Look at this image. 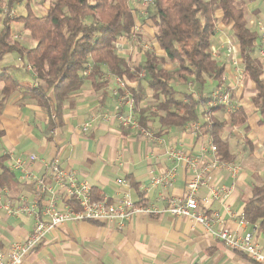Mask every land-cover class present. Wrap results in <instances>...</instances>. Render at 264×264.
Masks as SVG:
<instances>
[{
    "label": "crops",
    "instance_id": "0c3cea01",
    "mask_svg": "<svg viewBox=\"0 0 264 264\" xmlns=\"http://www.w3.org/2000/svg\"><path fill=\"white\" fill-rule=\"evenodd\" d=\"M243 1L248 3V9L249 4L255 5V17L250 23L258 30V23L264 22V0ZM131 3H139L138 12L134 10L135 34L120 39L119 44L120 52L129 57L133 66H138L146 50H153L158 56L165 54L155 42V26L147 19L148 12L141 1L130 0ZM258 7L261 12L257 11ZM222 17L223 13L218 12L220 22L211 55L225 67L222 85L231 91L233 108H242L248 120L242 127L228 125L226 128L224 138L229 141L235 160L223 163L217 155L222 164L217 169L205 170L210 164L204 158V151L213 142L201 131L194 132L193 124L165 128L155 118L149 129L141 127L144 132L121 125L117 117L129 112L125 98L130 93L128 88L124 90L120 86L119 78L108 76L107 85L100 91H95L90 81H86L82 90L71 97L73 107H65L61 125L57 121L50 125L47 112L35 102L22 100L21 94L7 103L0 119V153L8 155L7 165L30 155H37L45 162L59 159L65 169L74 171L79 181L92 185L102 197L114 201L129 194L135 203L143 201V206L162 211L161 214H136L117 226L84 221L60 225L23 264H257L227 247L204 225L166 212L169 200L184 198L187 184L194 176L185 163L171 158L172 153L183 151L199 157V170H205V184L199 188L198 198L207 200L212 188L222 192L221 199L202 203L207 214L221 216L214 230L226 227L240 234L251 231V227H244L240 222L253 189L264 184V125L258 124L260 114L253 102L255 83L245 79L240 46L232 36V25L221 23ZM230 43L236 48L234 54L229 52ZM10 61L4 64L11 67L23 87L36 85L33 79H20L18 64ZM129 86L136 84L129 82ZM196 86L197 94L188 91L187 86H176L177 99L187 101L186 95L190 94L200 97V87ZM207 86L206 92L211 93L216 84ZM3 87L0 83V91ZM201 110L198 108V112ZM222 117L229 121L228 113ZM86 125H89L87 130ZM173 168L177 172L173 187L166 192L163 187L154 188L153 178ZM29 170L33 177L49 176V170L40 161L30 163ZM16 173L19 178L21 173ZM120 179H125L128 185H119ZM20 182L22 193L17 196L12 193L11 198L16 206L23 200L33 202L35 195L33 180ZM44 206L40 204V210ZM34 225L33 217L9 216L0 208V249L7 251L14 241L26 239ZM255 237L264 246V238L257 231Z\"/></svg>",
    "mask_w": 264,
    "mask_h": 264
},
{
    "label": "trees",
    "instance_id": "16d2710c",
    "mask_svg": "<svg viewBox=\"0 0 264 264\" xmlns=\"http://www.w3.org/2000/svg\"><path fill=\"white\" fill-rule=\"evenodd\" d=\"M21 2L7 0L6 4L11 12ZM48 2L49 8L43 16L29 10L25 16L6 15L2 20L0 83L4 87L0 92V119L7 103L22 92V100L35 102L47 112L50 125L54 121L61 125L65 107H73L70 99L82 90L86 81H90L95 91H100L107 85L106 78L112 76L136 84L127 88L133 95L135 115L141 127L149 129L155 118L165 128H184L201 122L199 131L217 147L219 160L231 162L235 157L231 155L224 133L228 125H246L247 113L242 108L228 112V105L223 103L205 112L216 92H229L233 107L231 91L222 85L225 67L211 55L212 41L220 22L217 13L222 12L221 23L232 25V36L240 46L244 77L255 83L253 102L260 114L258 124L264 125V64L257 55L258 31L250 23L246 1L153 0L147 19L153 22L155 42L165 55L158 56L155 51L146 50L138 66H133L129 57L116 46L120 39L134 35L136 21L130 0ZM15 23L22 24L29 32L36 42L34 48H26L13 40ZM10 54H17L20 60L32 66L30 73L35 86L23 87L11 67L4 66ZM169 65L174 66L173 70L167 69ZM191 82L200 87V97L190 94L186 95L187 101L177 99L174 84L187 86ZM209 83L216 84L211 93L206 92ZM150 98L156 102L155 106L146 105ZM200 107L202 110L198 112ZM225 113L229 121L222 117ZM8 160V155L0 154V190L7 189L17 196L22 193V184L17 173L8 167ZM93 198L95 201L104 199L94 189ZM244 218L250 226L257 227V233L264 238V184L253 189L245 204Z\"/></svg>",
    "mask_w": 264,
    "mask_h": 264
},
{
    "label": "built area",
    "instance_id": "2783aa9c",
    "mask_svg": "<svg viewBox=\"0 0 264 264\" xmlns=\"http://www.w3.org/2000/svg\"><path fill=\"white\" fill-rule=\"evenodd\" d=\"M143 7L147 9L153 4V0H140ZM8 8V7H7ZM7 15L12 16V12ZM14 17V16H12ZM258 56L264 64V22L258 23ZM135 34V32L133 33ZM120 50L119 42L116 44ZM229 52L234 54L236 48L230 43ZM27 69L32 71V66L28 65ZM120 86L126 90L129 83L125 79L119 78ZM130 93V92H129ZM231 95L229 92L214 93L213 100L210 101L205 112L209 113L210 109L217 107L219 104L228 105V112L231 111ZM129 105L127 115H120L117 120L121 125L132 129L142 130L135 115V103L133 95L127 94L125 98ZM209 117L206 119L208 120ZM89 125H86L85 130ZM201 124L194 123L192 130L198 132ZM143 131V130H142ZM144 132V131H143ZM204 158L208 159L209 167L205 170L219 168L222 164L217 158V147L211 143L209 148L204 151ZM171 158L177 163L183 162L187 168L194 174L193 179L189 181L186 187V194L183 199L173 198L169 200L166 212L175 217L188 218L197 223L204 225L208 231L213 234L219 241L230 247L234 251L248 256L257 264H264V246L256 241L255 233L257 227L248 224L244 217L240 224L244 227H251V231L244 234L234 233L223 227L215 231L216 223H219L221 216L214 213L212 216L202 209V203L211 199H221L222 192L218 188H212L207 200L201 201L198 198L199 188L205 184L204 172L199 170L200 158L193 157L189 153L179 151L171 154ZM40 161L47 170L49 176L33 177L29 164ZM8 167L20 172V181L29 183L34 181V200L28 202L23 200L18 206L14 205L12 193L7 189L0 190V208L4 209L9 216L25 215L35 219V226L30 235L24 240L14 241L7 251L0 249V264H23L25 258L36 250L46 238V236L60 225L77 222H90L102 225H122L124 221L130 220L136 214H161L158 208H152L143 205H137L129 194H123L114 201L104 198L102 201H95L93 198V187L85 181H79L74 171L65 169L59 159L51 162L42 161L37 155H30L27 158H16ZM176 169H170L161 176L153 178V187H163L164 192L172 188L176 180ZM121 186H127L125 179L118 180ZM44 203L43 210H40V204ZM222 222V221H221Z\"/></svg>",
    "mask_w": 264,
    "mask_h": 264
},
{
    "label": "rangeland",
    "instance_id": "374dc122",
    "mask_svg": "<svg viewBox=\"0 0 264 264\" xmlns=\"http://www.w3.org/2000/svg\"><path fill=\"white\" fill-rule=\"evenodd\" d=\"M6 3H7V0H0V30L2 28V20L9 12V9L7 8V4ZM131 6L132 7H134V6L136 7L137 6V9H134V10L136 12H138L139 3L138 4L135 3V5L134 4L132 5V3H131ZM254 7H255L254 4H249L250 16H251L252 20L255 17V15L253 13V11L255 9ZM48 8H49L48 0H22L21 3L17 4L15 7H13L11 12H12V16H14V17L25 16V15L28 14L29 10H31L35 15L43 16L46 13ZM146 11L149 13V11H151V8L148 7L146 9ZM257 11L261 12L259 7L257 8ZM13 40L16 41V42H19L21 45H23L24 47L29 48V49H32V48H34L36 46V44H35V46L33 45L34 44V40H32V38L30 37L29 32L27 30H25V28H24V26L22 24H19V23H15L13 25ZM10 60L14 61L16 64H18V69L20 71L19 72V78L20 79H26L28 81L33 79V75H32V73H30L31 71L27 69V66L29 64L25 60L24 61L20 60V58H19V56L17 54L8 55L6 57L5 62H8ZM4 66H6V65H4ZM170 66H172V65H170ZM6 67H8V66H6ZM173 68H174V66L171 67V70H173ZM174 86L176 88L177 85L174 84ZM25 87H27V86H25ZM187 90L191 91V92L193 91L194 94L198 93L197 92L198 91V87L193 82H191V83H189L187 85ZM21 93H19V94H21ZM0 97H1V95H0ZM197 97H199V96H197ZM155 103L156 102L153 101L150 98L146 105L155 106ZM231 109H233V107Z\"/></svg>",
    "mask_w": 264,
    "mask_h": 264
}]
</instances>
